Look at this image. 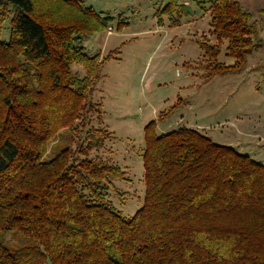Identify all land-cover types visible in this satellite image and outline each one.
Returning <instances> with one entry per match:
<instances>
[{
    "label": "trees",
    "instance_id": "1",
    "mask_svg": "<svg viewBox=\"0 0 264 264\" xmlns=\"http://www.w3.org/2000/svg\"><path fill=\"white\" fill-rule=\"evenodd\" d=\"M261 1L262 25L240 0L161 12L208 14L213 76L264 47ZM112 19L82 0H0V264H264V164L197 128L146 124L143 202L130 215L112 202L127 172L104 152L101 60L82 45Z\"/></svg>",
    "mask_w": 264,
    "mask_h": 264
},
{
    "label": "rangeland",
    "instance_id": "2",
    "mask_svg": "<svg viewBox=\"0 0 264 264\" xmlns=\"http://www.w3.org/2000/svg\"><path fill=\"white\" fill-rule=\"evenodd\" d=\"M82 1L113 17L108 27L84 37L82 45L101 60L95 92L102 125L113 136L104 152L127 172V179L116 180V190L110 191L117 208L130 215L143 202L142 152L150 121L157 133L197 128L264 164V47L249 54L240 70L208 76L198 39L215 40L208 14L194 2L188 14L168 16L161 12L168 0ZM241 2L262 25L257 8L263 1ZM7 34L5 28L3 37ZM219 60L232 63L223 52ZM74 68L81 71L77 64Z\"/></svg>",
    "mask_w": 264,
    "mask_h": 264
},
{
    "label": "crops",
    "instance_id": "3",
    "mask_svg": "<svg viewBox=\"0 0 264 264\" xmlns=\"http://www.w3.org/2000/svg\"><path fill=\"white\" fill-rule=\"evenodd\" d=\"M241 1V0H240ZM228 73V72H227ZM223 74H226V73H223Z\"/></svg>",
    "mask_w": 264,
    "mask_h": 264
}]
</instances>
